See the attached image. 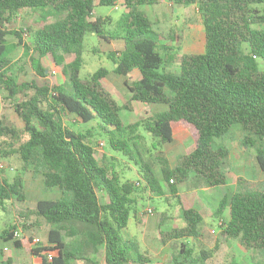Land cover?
Wrapping results in <instances>:
<instances>
[{
    "label": "trees",
    "instance_id": "obj_1",
    "mask_svg": "<svg viewBox=\"0 0 264 264\" xmlns=\"http://www.w3.org/2000/svg\"><path fill=\"white\" fill-rule=\"evenodd\" d=\"M119 1L126 8L120 17V31L117 36L104 38L123 43L113 60L114 71L124 77L130 92L124 105L103 84L110 73L108 69L99 68L88 79L80 76L85 36L92 33L103 37L107 22L103 17L93 19L95 6H116ZM162 1L0 0V88L11 96L17 94L20 86L10 75L12 49L7 38L14 34L22 42V34L9 30L7 24L24 8H50L52 14L64 15L34 31L32 48L38 56L32 61L36 75L45 78L47 69L41 59L52 56L57 65L64 66L67 83L24 82L23 87L34 88L35 92L15 107L24 121V131L29 134L16 152L25 166L32 165L34 172L42 174L46 188L61 193L58 199L38 200L32 210L51 227L48 244L32 248L34 254L56 252L52 260L46 254L45 264H70L76 259L99 264L85 253L88 248L100 245L105 247L106 264H128L130 256L125 244L130 240L123 233L139 200V186L131 180L122 182L117 173H110L98 161L89 132L69 127L63 121V112L83 122L99 118L102 132L109 136L110 147L135 161L150 193L159 197L165 195L162 181L137 142L133 144L135 150L132 148L129 135L144 125L159 144L165 145L174 141L177 130L191 132L193 148L179 158L174 168L168 158L159 156L163 179L171 195L178 199L185 221L184 227L174 229L168 236L161 230L164 242L184 237L197 240L204 220L197 209L183 205L178 185L193 176L209 187L228 183L226 166L231 150L225 144L216 146L215 138L228 135L235 125H240L245 134L242 145L255 147L257 162L264 172V66H261L264 64V0H168L174 5H197L205 30L204 51L183 54L178 73L165 69L172 61V41H177L178 36L157 31L149 15L141 9ZM66 55H74V59L64 64ZM135 69L140 71L141 78L130 82L128 75ZM45 101L48 108L42 106ZM133 101L168 107L150 120L126 124L121 111L130 109ZM19 134L18 129L0 119V161L14 153L8 140L19 138ZM2 172L0 203L14 198L24 201L23 176L18 174L10 181ZM241 181L239 178L240 184ZM260 184L227 194L216 210L221 215L228 209L229 219L222 223V233L238 239L247 250L264 251V182ZM14 230L15 226L3 230L0 240L20 248L22 240L14 238ZM67 237L80 240L68 242ZM179 255L183 260L178 261L174 256V264H205L213 251L201 249L196 255L193 248L182 242ZM138 256L148 260L141 254ZM5 264H12V260L9 258Z\"/></svg>",
    "mask_w": 264,
    "mask_h": 264
},
{
    "label": "rangeland",
    "instance_id": "obj_2",
    "mask_svg": "<svg viewBox=\"0 0 264 264\" xmlns=\"http://www.w3.org/2000/svg\"><path fill=\"white\" fill-rule=\"evenodd\" d=\"M118 5V8H116V6L98 4L95 6L93 19L103 17L107 18V22L103 26V37L92 33L86 34L83 46V66L80 76L82 79H88L99 68L103 67L108 69L110 73L107 77L108 79L104 81V85L114 93L113 96L117 101L121 105H124L130 98V92L124 83V77L114 71L116 64L113 60L115 50L119 49L120 46L123 47V43L121 40H111L110 38L109 42L104 38L111 37L112 35L117 36L120 31L118 27L120 17L126 11V8L120 4ZM141 9L149 15L157 31L163 32L166 35L175 33L178 36L177 41H172L174 48L172 50L173 57L171 63L165 66L167 71L174 73L180 71V62L183 54L204 51L206 44L205 30L197 5H174L168 0H163L160 4L145 5L142 6ZM62 17H64V15L52 14L50 8H24L15 14L11 23L7 24L9 30H15L22 34V42H20V37L14 34H10L7 38L8 44L12 49L9 55L12 60L10 75L20 87L17 94L14 96H11L6 89L0 88V119L5 125L18 129L20 134L19 138L15 140H8L12 143L14 153H12L9 158L2 160L6 165L2 173L3 176L10 181L18 174L23 176L26 198L24 201H19L14 198L0 203V234L3 230L15 226L16 229H20L23 232L24 237H29V242L33 241L35 238H40L42 241L44 239L48 240V233L46 231L49 225L44 219L38 218L32 213L38 200L58 199L61 197V193L57 189L46 188L42 174L34 172L35 170L32 165L28 164L25 166L20 154L17 153L19 152L18 150L21 143L29 137V134L24 131V121L15 111V107L16 104L30 99L35 92L34 88H29L27 86L23 87L22 85L24 82L30 83L36 80L38 85H43L45 81H48L50 85H65L67 83L68 76L63 72L64 66L57 65L52 56L41 59L42 65L47 69L45 78L36 75L32 61L33 57L38 56L32 48L34 31L41 25L56 22ZM161 53L163 54L165 51L162 50ZM114 58L116 60V57ZM73 59L74 55H66L64 64L71 62ZM53 70L57 73H53ZM127 79L133 82L140 79V75L134 72L131 73ZM52 100V97L49 96V101L52 102ZM42 106L45 108L49 107L46 101ZM167 107L168 106L165 104L145 105L144 103L133 101L130 109H123L121 111V116L126 124L142 122L150 120L158 113L164 111ZM61 116L63 121L74 130L85 133L89 132V140L95 146L98 161L106 166L110 173H117L122 182L126 180L136 182L139 178L143 179L138 173V166L135 164L134 160L110 147L109 136L102 132L99 118L83 122L77 116L67 112H63ZM34 123L38 124L37 121ZM175 135H177L176 141L169 145L159 144L157 139L147 132L144 125L139 126L134 133L129 135L132 148L135 150L133 144L137 142L140 151L143 153L146 160L153 165L158 178L162 182L166 181L162 176L159 156L162 155L171 158L172 164L176 166L179 158L183 154L189 152L194 145L193 136L188 129L177 130ZM244 135L241 128L235 125L228 135L215 138L216 146L225 144L232 151V155L226 166V172L231 182V185L227 187L230 195L233 194L236 189H245L260 184L264 180V177L258 178L262 175L261 171L256 174L258 165L255 147L242 145ZM136 136L141 137L137 139ZM101 142H104L105 145L100 146ZM240 160L246 162L243 167L239 165ZM239 178H242V184L239 183ZM259 180H261V182ZM262 184L263 182L260 185ZM177 187L181 190L182 197H188L190 194H198L204 197L202 192L200 195L199 191L198 193L193 190H200V188L206 187V184L201 179L193 176L187 182ZM137 189L138 198L141 200L138 207L139 210L144 209L143 214H145L143 220H147L148 223L153 225V227L149 225L150 228H148L151 235L156 234L158 236L157 229L160 225L162 226L163 233H166L167 236L169 232L174 230V226L176 229L182 228L185 225V221L181 215L180 204L178 199L174 198L173 195L170 194V201L166 202V199L164 200L163 198L157 197L155 194H151L146 182L143 186L137 187ZM215 189L217 191L223 190L222 187H216ZM148 207H153L155 209V214L148 215L145 212ZM200 208L203 212L204 209H207L204 204ZM210 208L213 210L212 207ZM164 209L166 210L165 212L168 219L163 218L162 220L161 217L163 216L162 212ZM131 213L132 215L128 227L123 233L125 239L130 240V242L125 244V248L130 256L128 264H174V256H177L176 259L178 261H182L183 257L179 255L182 242H185L187 247L193 248L196 255L199 254L202 248L212 250L213 256L215 255L216 257L209 264H264V251L247 250L241 245L238 239L229 238L222 233V227L218 219L225 218L226 221H228V213L225 216H217L216 213L212 216H207L208 212H204L202 230H200L203 234L201 240L195 243L191 241V238L184 237L173 239L172 242L169 243L172 258L168 263L163 261L164 254L158 255L148 250L147 246L144 245L145 242L143 243L141 241L139 235L137 238H128L129 234L136 229L138 223L133 217V211ZM211 230H214L215 233H211ZM66 239L68 240V237ZM71 240L80 239L71 238ZM161 240L159 239L160 244L163 242H161ZM2 243L3 241L0 240V244ZM7 244L12 246L11 242ZM38 244L42 245L43 243L40 242ZM85 254L87 257L91 258L92 261L96 259V262L106 264L104 245L90 247L86 250ZM139 254L145 256L148 260L139 259ZM1 255L0 253V256Z\"/></svg>",
    "mask_w": 264,
    "mask_h": 264
},
{
    "label": "crops",
    "instance_id": "obj_3",
    "mask_svg": "<svg viewBox=\"0 0 264 264\" xmlns=\"http://www.w3.org/2000/svg\"><path fill=\"white\" fill-rule=\"evenodd\" d=\"M121 50H122V47L121 46H120L119 49H116L115 50V52H117V55H119V53H120ZM261 66H264V65L262 64ZM134 72L139 73L140 78H141V73H140V71L138 69L133 70L131 73H134ZM131 73H129V75ZM106 79H108V78H105L103 80V84H104V81ZM108 90L110 91V89H108ZM110 92H111L112 95L114 94L112 91H110ZM238 126L241 128L240 125H238ZM241 130H242V128H241ZM242 132H244V131L242 130ZM176 139H177V135H175L173 142L167 143L166 145L173 144L176 141ZM231 155H232V151H231L230 156ZM166 158H168V157H166ZM168 160H169L170 166L172 168H174L175 166L172 164L171 158H168ZM245 163L246 162H244V160H240L239 161V165L241 167H243L245 165ZM257 165H258V168H257L258 171H256V174L261 171L262 172V175H260L259 177L257 175L256 176L258 178H262V177H264V172L260 169L258 162H257ZM227 177H228V183H227V185H224V186H216V187H222L223 190H221V191H217L215 189L216 187H209V186L200 188V190H198V189H196V190L194 189L193 190V191H196V192L199 191L200 192V195H201V192H202L204 194V197H201L198 194H193V195L190 194L189 195L188 193H186L187 195H189L188 197H186V196L182 197V195H181L182 192L177 187L178 194L182 198L183 205L186 208H195V209H197L201 213V215L203 216V218H204V215H203L204 212L205 213L208 212L207 213V216H209V215L212 216L214 213H216V210H217V208H218L221 200L227 194H229V192L227 190V187L229 185H231V182H230V179H229V175L228 174H227ZM259 181L261 182V180H259ZM262 182H264V180ZM162 187L164 189L165 195H164V197H159V196H157V197L163 198L164 200L166 199V202H169L170 201L169 200V196L171 194L170 187H169V185L166 182H162ZM140 201L141 200H139L135 204V206H134L135 209L133 210V217H134L135 221L138 222L137 225H136L137 227H136V229L133 232H131L129 234V237L128 238H137V236L139 235V238L141 239V241L143 243L145 242L144 245L147 246V249L148 250H151V251L155 252L158 255L164 254L163 261H165V262L168 263V262L171 261V258H172V252L169 249V247H170L169 243L172 242L173 239L167 240L166 242H164V241L162 242V240H161L162 237L160 236V231L162 230V226L161 225L157 229L158 236L156 234L155 235H151L149 233V229L148 228H150V226L153 227V225L150 224V223H148L147 220L146 221L143 220V218H144L143 216L145 214H143L144 209L143 210H139L138 205H139ZM203 204L207 207V209H204V212L200 208ZM210 207H212L213 210H211ZM180 208H181V206H180ZM165 209L162 212V215H163L161 217L162 220H163V218L168 219V217L166 216V212H165L166 210ZM227 213H228V216H227V220H228L229 219V211H228V209L223 214H221V215L222 216H225ZM217 216H220V215H217ZM218 220L220 221L219 222L220 225H222L223 222H227L225 218H221V219L219 218ZM50 228L51 227L48 226L47 231H46L47 233L49 232V229ZM174 229H175V226H174ZM200 230H202V226H201V229ZM211 233H215V232H212V230H211ZM202 235H203L202 232H200L199 233V238L197 240H193V242L196 243L197 241L201 240ZM159 239L161 240L162 244H160ZM21 240H22V246L20 248H16L13 245L12 246H9L7 243H4V242L2 244H0V253L2 254L0 256V261H1L0 264H5V262L9 258L12 260V264H45V262H44V257L46 256L45 252H41L39 254H34L32 252V248L33 247L41 246V244H39V245L36 246L35 245V240L29 242V237L28 236L24 237L23 232H22V239ZM67 241L68 242H76V243L78 242V240H71V238H68ZM41 242L43 243L42 244L43 246L48 244V240H45V239L43 241L41 240ZM5 247L8 248L7 251L4 250ZM202 250H207V249H203L202 248ZM215 257H216L215 255L212 256L205 264H209L211 261H213L215 259ZM93 260L96 261V259H93ZM70 264H93V263L91 261L88 262V261H86L84 259H76V260L71 261ZM101 264H103V263H101Z\"/></svg>",
    "mask_w": 264,
    "mask_h": 264
},
{
    "label": "built area",
    "instance_id": "obj_4",
    "mask_svg": "<svg viewBox=\"0 0 264 264\" xmlns=\"http://www.w3.org/2000/svg\"><path fill=\"white\" fill-rule=\"evenodd\" d=\"M118 4H120V5L123 6V1H119ZM118 4L116 5V8H118V6H119ZM53 73H57V72L55 70H53ZM104 145H105L104 142H101L100 143V146H104ZM5 166L6 165L4 164V162L3 161H0V170L3 171V169L5 168ZM171 182H173V180H171ZM135 184H136V186L141 187V186H143L145 184V182H144L143 179L139 178L138 180H136ZM145 212L148 215H153V214H155V209L153 207H148V208H146ZM212 232H214V230H212ZM13 234H14V238L15 239H20V240L22 239V231L20 229L14 230L13 231ZM34 240H35V245L41 242L40 238H35ZM4 250L7 251L8 248L5 247ZM45 254H47L49 260H52L53 257L55 256L56 252L49 251V252H47Z\"/></svg>",
    "mask_w": 264,
    "mask_h": 264
}]
</instances>
